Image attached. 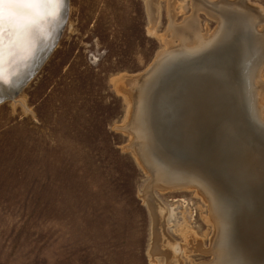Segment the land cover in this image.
<instances>
[{"label":"rangeland","instance_id":"rangeland-1","mask_svg":"<svg viewBox=\"0 0 264 264\" xmlns=\"http://www.w3.org/2000/svg\"><path fill=\"white\" fill-rule=\"evenodd\" d=\"M203 5L69 0L54 52L0 104V264H212L209 201L196 188L163 189L140 162L131 125L141 79L183 44L175 29L193 19L186 44L195 49L196 36L218 32ZM247 5L264 12V0ZM263 82L264 66V98Z\"/></svg>","mask_w":264,"mask_h":264},{"label":"bare ground","instance_id":"bare-ground-1","mask_svg":"<svg viewBox=\"0 0 264 264\" xmlns=\"http://www.w3.org/2000/svg\"><path fill=\"white\" fill-rule=\"evenodd\" d=\"M194 1L220 21L219 30L209 39L196 36L195 49L186 44V34L198 32L194 20L174 28L185 37L183 44L159 55L164 57L138 84L132 146L163 189L196 188L209 201L217 229L212 264H264V98L256 85L264 66V29H257L264 12L249 0ZM64 6L67 23L69 0H63L55 20L26 30L15 29L7 17L23 24L28 13L4 6L0 99L14 100L40 68ZM244 56L249 64L241 61ZM245 90L254 92L252 105Z\"/></svg>","mask_w":264,"mask_h":264},{"label":"snow or ice","instance_id":"snow-or-ice-1","mask_svg":"<svg viewBox=\"0 0 264 264\" xmlns=\"http://www.w3.org/2000/svg\"><path fill=\"white\" fill-rule=\"evenodd\" d=\"M7 5L10 9H23L27 16L24 17L23 24L15 23L16 17L9 14L7 19L13 22V27L19 29H29L35 26L38 22L42 23L47 20H55L57 10L63 5V0H0V78H2V64H3V49H4V24L5 12L4 6Z\"/></svg>","mask_w":264,"mask_h":264},{"label":"water","instance_id":"water-1","mask_svg":"<svg viewBox=\"0 0 264 264\" xmlns=\"http://www.w3.org/2000/svg\"><path fill=\"white\" fill-rule=\"evenodd\" d=\"M65 3V5H66V1L64 2ZM66 8H67V6H64V8H62L60 11H62L61 13H62V15L61 16H63L64 18H63V20L61 21V23H60V25H59V30L57 31V33H56V35H55V41L51 44V45H49V47H50V49L48 50V52H47V54H46V56H45V58H44V60L40 63V65H38V67L40 66V68H37L36 67V70H34L33 71V73H31L30 74V78L29 79H27V81L23 84V88L26 86V84H28V82H30L33 78H34V76L37 74V72L42 68V66L44 65V63L47 61V59L49 58V56H50V54L53 52V49H54V47H55V45L58 43V41L60 40V38H61V35H62V33H63V30H64V26H65V23H66V20H65V17H67V11H66ZM64 9H65V13H63V11H64ZM3 102H5V100H3V99H0V104L1 103H3Z\"/></svg>","mask_w":264,"mask_h":264}]
</instances>
